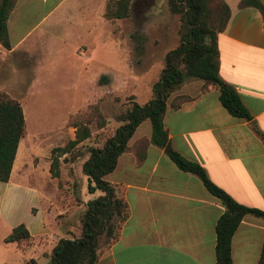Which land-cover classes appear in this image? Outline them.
I'll use <instances>...</instances> for the list:
<instances>
[{"label": "crops", "instance_id": "obj_1", "mask_svg": "<svg viewBox=\"0 0 264 264\" xmlns=\"http://www.w3.org/2000/svg\"><path fill=\"white\" fill-rule=\"evenodd\" d=\"M105 1L10 0L5 20L9 48L0 44V89L13 88V80L20 81V69L29 71L24 81H33V61L53 50L48 18L67 20L66 11L71 8L78 14L72 30L73 50L81 55L90 51L94 45L86 40L104 22ZM259 1L264 5V0ZM220 3L229 14L216 36L218 76L236 92L252 118L246 121L229 114L218 101L216 85L203 87L202 80L185 78L168 96L162 124L170 146L202 166L213 183L236 202L264 210V142L254 130L255 126L264 135V24L259 11L240 0ZM128 40L137 53L142 44L137 33H123L109 41L131 72ZM108 76L111 86L114 79ZM177 95L187 99L172 109L169 101ZM149 138L150 124L144 119L114 168L103 176L126 202L128 216L116 240L99 252L94 264H214V224L223 206L194 174L178 169ZM17 148L18 143L8 179L0 181V264H23L29 259L47 264L59 238L75 237L73 223L64 225L58 179L50 176L48 159L39 157L35 162L34 147L26 154L28 163L23 157L16 165ZM82 176L76 207L101 194L98 190L88 193L86 176ZM19 223L29 238L4 242V236ZM263 233L260 218L243 216L231 237V264H255Z\"/></svg>", "mask_w": 264, "mask_h": 264}, {"label": "trees", "instance_id": "obj_2", "mask_svg": "<svg viewBox=\"0 0 264 264\" xmlns=\"http://www.w3.org/2000/svg\"><path fill=\"white\" fill-rule=\"evenodd\" d=\"M132 1L106 0L103 17L126 18L129 16ZM240 3L256 8L264 24V5L259 0H240ZM165 5L167 13L177 19V42L163 55L162 67L151 85L152 97L145 103L138 104L131 95L128 96L124 109L114 115L118 125L112 134L99 147L89 145L86 148V158L80 165L81 173L86 176V191L91 193L98 190L101 194L83 203L79 234L72 238H59L48 255L47 264H94L99 252L116 240L119 229L128 216V208L123 198L116 194L113 185L104 180L103 176L114 168L118 155L126 149L127 140L144 119L150 124V143L162 148L178 169L194 174L204 189L223 206V211L214 224V264H231L230 241L243 216L249 214L258 217L264 225V210L236 202L213 183L202 166L183 157L170 146L162 124L167 98L180 87L185 78L200 79L203 87L207 84L216 85L221 106L234 117L251 120L249 111L236 92L218 76L216 36L226 24L228 9L218 0H165ZM219 7L222 15L219 24L215 25L211 17L212 10ZM9 10L10 0H0V44L5 49L9 48L5 29ZM186 99L185 96L177 95L168 105L175 109ZM92 121L96 129H102L106 123L96 104L88 105L83 114L69 116L68 125L73 128V138L68 139L63 146L50 150L48 172L51 177L58 176L60 155L68 152L70 160L83 155L78 149V143L89 138V124ZM254 130L264 142V135L255 126ZM23 131L24 118L20 103L16 98L0 91V181L8 179L16 146ZM72 148L76 150L71 152ZM74 198L80 203L77 194ZM28 238L27 230L19 223L11 228L3 241L20 243ZM23 264L35 263L29 259ZM255 264H264V233Z\"/></svg>", "mask_w": 264, "mask_h": 264}, {"label": "rangeland", "instance_id": "obj_3", "mask_svg": "<svg viewBox=\"0 0 264 264\" xmlns=\"http://www.w3.org/2000/svg\"><path fill=\"white\" fill-rule=\"evenodd\" d=\"M66 14L67 20L52 17L47 20L51 31L49 38L54 41L53 50L38 55L33 61V81L30 84L24 81L29 71L27 68L20 69L17 72L20 81L13 80V88L0 91L16 98L23 113L25 134L18 142L16 165L22 162L23 157L28 163L26 154L28 149L32 151L34 147L35 162L39 157L49 161L50 150L63 146L73 137V128L68 125L70 115L83 114L90 104H96L103 115L106 122L104 127L96 129L92 121L89 124V138L78 145L83 154L81 157L70 160L68 152L58 157L60 163L56 178L58 191L62 195L59 196L61 202L58 205L64 225L72 220V235L76 236L79 234L82 206H74L80 204L74 196L78 195L83 177L80 163L86 158V148L89 145L99 147L112 134L117 124L114 115L124 109L130 94L138 104L151 99V85L163 64V55L177 42L178 23L175 16L167 13L165 0H133L129 16L104 19L101 25L96 26L101 35L98 31L91 34L86 43L92 42L94 46L81 55L73 50L76 43L73 42L72 30L77 21V11L71 8ZM221 15L220 7L213 8L211 17L215 25L219 24ZM95 20L97 24V16ZM123 33H137L142 37V46L137 53L134 52L133 41L128 40L131 72H128L118 50H114L109 41L111 37L117 40ZM108 75L114 79L111 86ZM142 127L144 124L140 129ZM75 150L70 149L71 152ZM83 193L85 195V188Z\"/></svg>", "mask_w": 264, "mask_h": 264}]
</instances>
